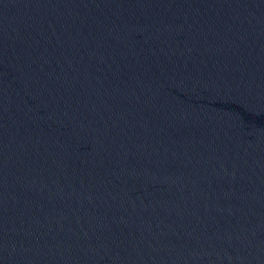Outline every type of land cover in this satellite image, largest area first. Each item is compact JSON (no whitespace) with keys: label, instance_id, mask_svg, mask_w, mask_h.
Here are the masks:
<instances>
[{"label":"water","instance_id":"1","mask_svg":"<svg viewBox=\"0 0 264 264\" xmlns=\"http://www.w3.org/2000/svg\"><path fill=\"white\" fill-rule=\"evenodd\" d=\"M0 264H264V0H0Z\"/></svg>","mask_w":264,"mask_h":264}]
</instances>
